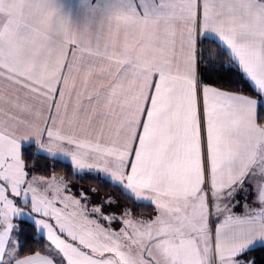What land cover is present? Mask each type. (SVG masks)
Returning a JSON list of instances; mask_svg holds the SVG:
<instances>
[{
    "label": "snow or ice",
    "instance_id": "obj_1",
    "mask_svg": "<svg viewBox=\"0 0 264 264\" xmlns=\"http://www.w3.org/2000/svg\"><path fill=\"white\" fill-rule=\"evenodd\" d=\"M0 264H264V0H0Z\"/></svg>",
    "mask_w": 264,
    "mask_h": 264
}]
</instances>
